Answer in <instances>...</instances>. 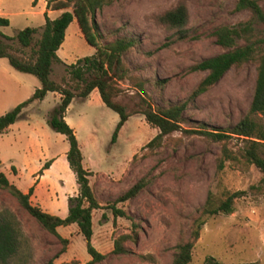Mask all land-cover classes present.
I'll return each mask as SVG.
<instances>
[{"label": "rangeland", "instance_id": "rangeland-1", "mask_svg": "<svg viewBox=\"0 0 264 264\" xmlns=\"http://www.w3.org/2000/svg\"><path fill=\"white\" fill-rule=\"evenodd\" d=\"M184 2L188 35L176 39V29L160 24L158 15ZM37 0H0V16L9 24L0 33L14 37L25 27L36 28L32 42L39 38L44 10ZM264 8V0H259ZM71 8H68L70 10ZM60 10L47 15L56 18ZM250 18L248 10H237L235 0H113L94 14L93 32L98 44L118 35L137 38L124 61L131 74L146 79L144 97L166 105L188 97L205 72L190 71V66L223 50L215 43L213 30L220 25L235 26ZM260 34L264 27L256 24ZM14 49L17 41L5 40ZM239 44L242 41H238ZM73 20L65 30L56 51L60 62L52 65L50 78L61 83L66 67L77 58L94 53ZM29 53V49L26 50ZM252 62L231 67L209 90L189 102L183 128L205 123L211 128L234 125L246 112L255 80ZM155 78L165 79L162 90L154 87ZM40 86L38 79L14 70L0 58V115L26 101ZM113 100L130 113L111 142L118 115L106 107L96 89L87 98L75 97L64 113L81 150L82 165L90 170V185L100 203L92 212V246L106 258L96 264H171L175 245L186 239L192 221L208 193L216 200L240 192L228 214L204 217L199 237L188 264H203L212 256L222 264H264V182L262 173L241 155L244 141L235 136L227 149L235 160H225L219 169L220 144L198 134L180 131L167 135L158 146L146 144L158 133L149 125L138 106L139 95L127 80L116 84ZM57 92L25 106L17 120L0 134V171L21 192L30 195L32 205L65 217L68 197L77 194L75 175L66 160L68 143L64 135L47 124L49 111L59 103ZM255 120L264 126V118ZM260 155L264 156V146ZM49 163L47 168H42ZM145 177L147 186L134 199L118 203L139 225L135 242L126 241L124 253H112L114 240L131 229L126 217H113L110 205L136 180ZM0 211H8L16 222L18 247L12 257L0 264L86 263L90 256L75 224L59 226L58 236L44 229L18 203L0 188ZM61 239H67L64 248Z\"/></svg>", "mask_w": 264, "mask_h": 264}, {"label": "trees", "instance_id": "trees-1", "mask_svg": "<svg viewBox=\"0 0 264 264\" xmlns=\"http://www.w3.org/2000/svg\"><path fill=\"white\" fill-rule=\"evenodd\" d=\"M35 0H32L34 3ZM46 9L60 10L61 13L54 19H50L46 12L44 24L40 27L39 38L32 42L37 29L25 27L14 37H8L0 33V58H6L8 64L16 71L35 76L40 86L24 102L0 115V134L13 124L22 109L35 101L42 100L48 92H57L60 96L59 103L48 113L47 124L54 130L65 136L68 149L66 160L69 168L75 175L77 194L68 197V209L65 217L50 214L40 207L32 205L29 198L33 188L27 193L21 192L11 183L5 174L0 171V188L8 191L20 204V206L33 217L44 229L58 236L59 226L75 224L81 234L90 259L84 264H96L106 258V254L97 251L91 244L92 237V212L100 208V203L90 185L92 172L82 165V153L72 128L65 122L64 113L73 98L85 99L96 89L102 103L118 115V121L111 134V142L116 140L120 128L127 121L130 113L124 106L115 102L113 98L119 93L116 84L127 80L139 95L138 106L140 114L145 121L158 133L146 144V147L158 146L162 140L175 131L185 134H198L205 139L220 144V156L217 160L218 168H223L225 160H235V157L227 149V140L235 136L244 141L241 150L242 157L254 165L262 173L261 181L264 182V156L260 155V149L264 146V126L259 124L256 116L264 118V30L257 34L255 25L264 27V8L259 0H235L237 10H248L250 18L239 22L235 26L220 25L213 30L215 43L223 50L212 56L201 59L190 66V71L205 72L191 90L188 97L159 105L150 97H144L146 79L130 73L124 61L125 55L131 51L137 38L131 34L118 35L120 28L114 30L112 40L98 44L94 28V14L102 7L109 5L113 0H45ZM68 8H71L68 10ZM188 19V11L184 2L180 1L173 7L161 12L157 20L160 24L176 29V39H183L188 35L185 24ZM75 20L86 42L95 48L94 53L77 58L66 67V79L58 83L50 78L52 65L60 62L56 51L61 46L65 30ZM9 21L0 16V27L7 26ZM16 40L19 47L14 49L5 40ZM238 41H242L241 44ZM29 49V53L26 50ZM252 62L255 66V80L249 106L244 115L232 126L224 128H211L205 123L198 126L183 128L184 112L195 97L209 90L231 67L240 66L243 63ZM166 80L155 78L154 87L162 90ZM45 163L42 168H47ZM148 180L141 177L122 191L110 205L109 209L113 217H126L131 221V229L127 233H121L113 244L112 253H124L123 243L135 242L139 225L131 216L117 207L118 203L134 199L147 186ZM240 192L226 194L223 199L216 200L208 193L205 202L198 210V216L192 221L189 234L186 239L175 245V252L171 264H188L192 257V248L199 237V231L204 224V217L215 214H228L233 210V201ZM63 248L67 239H61ZM18 247V230L13 216L8 211H0V262H5L12 257ZM45 264H55L49 259ZM60 264H79L71 261ZM203 264H222L212 256H207ZM250 264V263H243Z\"/></svg>", "mask_w": 264, "mask_h": 264}, {"label": "crops", "instance_id": "crops-1", "mask_svg": "<svg viewBox=\"0 0 264 264\" xmlns=\"http://www.w3.org/2000/svg\"><path fill=\"white\" fill-rule=\"evenodd\" d=\"M36 6H41V9L44 10V12L47 13V15L51 14L53 10L46 9V1L45 0H37ZM36 102V101H35Z\"/></svg>", "mask_w": 264, "mask_h": 264}]
</instances>
